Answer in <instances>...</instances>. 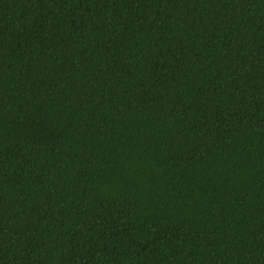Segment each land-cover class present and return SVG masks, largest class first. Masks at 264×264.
<instances>
[{
    "label": "trees",
    "instance_id": "obj_1",
    "mask_svg": "<svg viewBox=\"0 0 264 264\" xmlns=\"http://www.w3.org/2000/svg\"><path fill=\"white\" fill-rule=\"evenodd\" d=\"M0 264H264V0H0Z\"/></svg>",
    "mask_w": 264,
    "mask_h": 264
}]
</instances>
